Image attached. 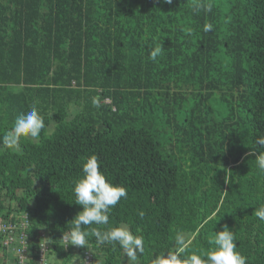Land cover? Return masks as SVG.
<instances>
[{
  "label": "trees",
  "instance_id": "trees-1",
  "mask_svg": "<svg viewBox=\"0 0 264 264\" xmlns=\"http://www.w3.org/2000/svg\"><path fill=\"white\" fill-rule=\"evenodd\" d=\"M32 107L40 136L0 144V218L26 214L25 264L40 240L49 264L85 250L133 264L95 236L64 243L81 209L72 180L93 154L127 198L109 225L82 227L143 236L135 264L174 250L178 232L202 253L224 226L246 264H264V0H0V137ZM3 238L0 264H17Z\"/></svg>",
  "mask_w": 264,
  "mask_h": 264
},
{
  "label": "clouds",
  "instance_id": "clouds-1",
  "mask_svg": "<svg viewBox=\"0 0 264 264\" xmlns=\"http://www.w3.org/2000/svg\"><path fill=\"white\" fill-rule=\"evenodd\" d=\"M171 3L172 0H165ZM208 10L211 5H208ZM212 24L204 25L203 30L208 32ZM162 49L156 47L150 53V59L155 61ZM93 105L99 107L97 98L93 99ZM45 127L44 119L37 108L32 107L26 114L22 113L15 118L12 129L0 137V144L19 152L21 138H38L41 130ZM258 144L264 146V139ZM257 166L264 171V155L257 157ZM81 174L72 180V192L74 202L81 206V209L71 219V226L66 237V245L86 246L87 238L95 236L101 243H112L119 245L126 256L135 264L137 253L144 251V238L134 234L125 226H110L107 230L101 231L91 227L90 231L82 226L109 225V213L117 205L121 198H127L125 187L114 184L106 179L100 170L96 155H90L83 159L80 165ZM143 217V211L138 213ZM256 216L264 222V209L256 211ZM175 249L167 252H159L152 258L151 264H246L244 257L238 250L235 243V236L227 226L216 231L210 241L211 246L201 252L189 251L182 233H177L175 238Z\"/></svg>",
  "mask_w": 264,
  "mask_h": 264
},
{
  "label": "built area",
  "instance_id": "built-area-1",
  "mask_svg": "<svg viewBox=\"0 0 264 264\" xmlns=\"http://www.w3.org/2000/svg\"><path fill=\"white\" fill-rule=\"evenodd\" d=\"M27 224L26 214H17L13 219L12 217L0 218V233L4 237L2 245L6 247V251L15 257L17 264H25L28 258L29 236L25 231ZM64 243H66V239H64ZM39 245L36 258L37 264H49L46 257L48 247L43 240H40ZM92 260L91 253L88 250L83 251L81 264H92ZM4 264L11 263L6 262Z\"/></svg>",
  "mask_w": 264,
  "mask_h": 264
},
{
  "label": "rangeland",
  "instance_id": "rangeland-1",
  "mask_svg": "<svg viewBox=\"0 0 264 264\" xmlns=\"http://www.w3.org/2000/svg\"><path fill=\"white\" fill-rule=\"evenodd\" d=\"M77 257H79V256H77Z\"/></svg>",
  "mask_w": 264,
  "mask_h": 264
}]
</instances>
